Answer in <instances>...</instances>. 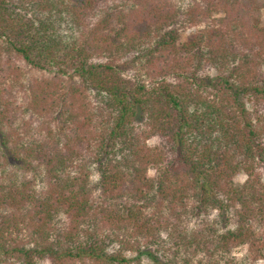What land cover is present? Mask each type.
Returning a JSON list of instances; mask_svg holds the SVG:
<instances>
[{
	"label": "trees",
	"instance_id": "16d2710c",
	"mask_svg": "<svg viewBox=\"0 0 264 264\" xmlns=\"http://www.w3.org/2000/svg\"><path fill=\"white\" fill-rule=\"evenodd\" d=\"M180 2L0 0V264L264 260V0Z\"/></svg>",
	"mask_w": 264,
	"mask_h": 264
},
{
	"label": "rangeland",
	"instance_id": "374dc122",
	"mask_svg": "<svg viewBox=\"0 0 264 264\" xmlns=\"http://www.w3.org/2000/svg\"><path fill=\"white\" fill-rule=\"evenodd\" d=\"M178 1H181V2H185L186 0H178ZM180 2V3H181ZM264 22V21H263ZM193 32H195V28H187L184 30L183 32V38H185L186 36L192 34ZM155 143V139H151L148 141V144L149 145H153ZM96 178V177H95ZM94 178V179H95ZM240 180H242V178L240 177ZM245 253V248H239L237 250H235L233 252V255L237 258V259H240ZM145 263H148L147 261H144ZM42 264H49L48 262H43ZM258 264H264V260L262 261H259Z\"/></svg>",
	"mask_w": 264,
	"mask_h": 264
}]
</instances>
